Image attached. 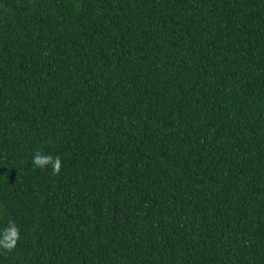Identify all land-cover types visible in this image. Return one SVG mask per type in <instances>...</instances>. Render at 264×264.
<instances>
[{
    "label": "trees",
    "instance_id": "16d2710c",
    "mask_svg": "<svg viewBox=\"0 0 264 264\" xmlns=\"http://www.w3.org/2000/svg\"><path fill=\"white\" fill-rule=\"evenodd\" d=\"M9 221L0 264H264V0H0Z\"/></svg>",
    "mask_w": 264,
    "mask_h": 264
},
{
    "label": "clouds",
    "instance_id": "9594fccd",
    "mask_svg": "<svg viewBox=\"0 0 264 264\" xmlns=\"http://www.w3.org/2000/svg\"><path fill=\"white\" fill-rule=\"evenodd\" d=\"M32 164L35 167L44 169L51 167L52 174L58 175L61 171L62 163L59 156L45 155L36 151L32 157ZM20 239V230L14 221H9L8 225L0 231V249L11 252Z\"/></svg>",
    "mask_w": 264,
    "mask_h": 264
}]
</instances>
